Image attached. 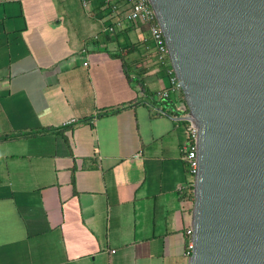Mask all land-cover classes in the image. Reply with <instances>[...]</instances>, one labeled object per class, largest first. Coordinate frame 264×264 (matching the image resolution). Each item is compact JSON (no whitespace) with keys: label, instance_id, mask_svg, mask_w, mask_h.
Wrapping results in <instances>:
<instances>
[{"label":"crops","instance_id":"obj_1","mask_svg":"<svg viewBox=\"0 0 264 264\" xmlns=\"http://www.w3.org/2000/svg\"><path fill=\"white\" fill-rule=\"evenodd\" d=\"M121 4L0 0V264H188L184 124Z\"/></svg>","mask_w":264,"mask_h":264},{"label":"water","instance_id":"obj_2","mask_svg":"<svg viewBox=\"0 0 264 264\" xmlns=\"http://www.w3.org/2000/svg\"><path fill=\"white\" fill-rule=\"evenodd\" d=\"M148 1L197 129L188 264H264V0Z\"/></svg>","mask_w":264,"mask_h":264},{"label":"built area","instance_id":"obj_3","mask_svg":"<svg viewBox=\"0 0 264 264\" xmlns=\"http://www.w3.org/2000/svg\"><path fill=\"white\" fill-rule=\"evenodd\" d=\"M126 18L135 23L144 25L147 27V38L144 40L147 43V40L152 42V47L146 46V51L153 54L155 53L156 61L163 65L166 68V73L168 76V86L163 88L155 93V98L158 101H163L171 98L172 96L179 95L181 97V102H183V95L178 84V81L173 73V70L170 66L168 58V50L165 44V40L162 34V31L157 23L154 11L148 0H126ZM159 114L163 112L159 111ZM182 118L181 122L184 124L186 142L183 146V159L186 161L188 166V174L190 180L188 182V189H193L194 176L197 169L196 161V136L197 129L193 122L190 120L188 112L183 114L180 117ZM187 188L186 185L178 187V191L183 193ZM187 234L191 236V230L187 231ZM191 244L189 245V253H191Z\"/></svg>","mask_w":264,"mask_h":264},{"label":"trees","instance_id":"obj_4","mask_svg":"<svg viewBox=\"0 0 264 264\" xmlns=\"http://www.w3.org/2000/svg\"><path fill=\"white\" fill-rule=\"evenodd\" d=\"M114 7V6H113ZM120 7H125V10H127V8H126V0H122V4L121 5H118V8H120ZM145 27V30H146V32H147V27L146 26H144ZM161 67H163L164 68V70H165V72H166V68L163 66V65H161ZM127 75V74H126ZM166 75H167V73H166ZM168 77V76H167ZM139 85L141 86V90H143V92L145 91V88L143 87V84L142 83H139ZM148 96H150V97H152V95L151 94H147ZM149 105L151 106V107H153V108H157V109H159V110H161V111H165V110H167L166 111V113L167 114H171V115H173V117H180V116H182L183 114H185L186 112H187V110L186 111H183V112H181L179 109H176L175 111H172L171 110V106H173L172 107V109L174 108V103H173V101H172V98H169V99H167V100H163V101H155L153 98H152V101L151 102H149ZM165 113V112H164ZM182 123V122H181Z\"/></svg>","mask_w":264,"mask_h":264},{"label":"rangeland","instance_id":"obj_5","mask_svg":"<svg viewBox=\"0 0 264 264\" xmlns=\"http://www.w3.org/2000/svg\"><path fill=\"white\" fill-rule=\"evenodd\" d=\"M151 87H153L152 85H151ZM150 90L151 91H155V88L153 87V88H150ZM157 92V91H156ZM183 127H184V125H183Z\"/></svg>","mask_w":264,"mask_h":264}]
</instances>
